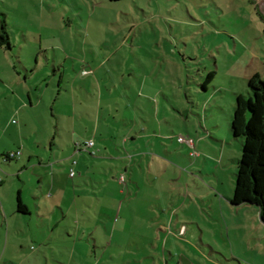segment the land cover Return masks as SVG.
<instances>
[{
  "label": "rangeland",
  "instance_id": "obj_1",
  "mask_svg": "<svg viewBox=\"0 0 264 264\" xmlns=\"http://www.w3.org/2000/svg\"><path fill=\"white\" fill-rule=\"evenodd\" d=\"M118 16L127 18L123 22L127 26L117 24ZM5 17L15 55L18 51L27 54L21 45L36 46L40 41L83 55V47H89L84 41L87 20L102 30L121 29L116 31L119 36H107L111 39L108 43L95 40L100 53L113 51L105 66L122 65L124 71H112L117 79L129 71L134 82L135 73L147 75L150 80L143 86L145 94L153 95L158 89L160 124L169 130V138L160 140L155 156L149 158H155L152 167L161 177L171 179L167 186L172 189L165 187V192L145 200L150 206L156 204L155 212L143 211L147 203L138 213L128 210L115 230L111 229L114 233H109L106 223L89 229L94 231L93 238L80 229L79 257L74 264H150L148 255L156 250L151 238L157 235L167 237L161 247L173 249L174 254L205 255L208 259L212 255L223 264H244V257L264 264L259 206L237 199L243 189L237 170L241 141L230 132L237 94L247 96L252 74L259 73L264 79V0H0V22ZM57 22L62 23L61 36L55 39L50 34ZM129 27V38L121 43ZM28 30L30 35L25 38L21 31L27 34ZM41 31L47 35L33 36ZM44 54L51 59V49ZM210 71L213 77L203 88ZM149 82L153 91L146 92L152 88ZM144 99L145 107L154 109ZM119 102L112 101L113 110ZM191 138L194 145H190ZM174 164L183 169L182 177L175 174ZM91 213L109 218L106 211ZM133 217L139 221L134 222ZM149 217L163 218L164 230L154 228ZM34 220L29 226L27 220L17 219L9 231L0 223V264H44ZM253 243L252 253L249 247ZM46 246L42 245L45 250ZM50 264L61 263L50 260Z\"/></svg>",
  "mask_w": 264,
  "mask_h": 264
},
{
  "label": "crops",
  "instance_id": "obj_2",
  "mask_svg": "<svg viewBox=\"0 0 264 264\" xmlns=\"http://www.w3.org/2000/svg\"><path fill=\"white\" fill-rule=\"evenodd\" d=\"M123 17L118 16V25L127 20ZM4 21L6 27L10 26L6 17ZM61 26L57 22L50 36L55 39L61 36ZM83 26L84 41L89 46L83 47V55L61 45H44L41 41L36 46L21 45L27 54L18 51L15 55L11 31H8V42L0 45V223L9 231L13 221L21 218L30 222V226L34 217L44 264H50V260L74 264L79 257L80 229L83 235L89 234L92 238L94 231L89 229L100 227V223L104 227L106 223L105 228L110 231L113 227L115 230L118 219L125 218L128 210L138 213L143 203L150 204L145 201L149 196L165 192V187L172 189V185L167 186L171 179L161 177L152 167L155 158H149L155 156L154 148L159 141L169 138V130L160 124L158 89L153 95L145 94L143 86L147 84L146 79L150 80L147 75L145 78L134 72L137 80L134 82L129 71L117 79L112 71H124L122 65L105 66L113 51L100 53V45L95 43H108L111 39L107 36H119L117 32L121 29L102 30L89 20ZM131 30L129 27L125 31L121 43L127 42ZM21 34L25 38L30 35L29 30ZM44 35L47 34L43 31L33 34ZM49 49L51 59L44 54ZM149 84L152 88L146 92L153 91V83ZM144 97L154 109L145 107ZM114 99L120 102L113 110ZM87 139L93 140V146L85 149L82 143ZM194 143L195 139L191 138L190 145ZM15 150H20V154L6 156ZM145 157L149 159L144 160ZM162 159L167 162L166 158ZM173 166L177 168L175 174L182 177L181 166ZM19 199L27 212L17 210ZM154 206H145L143 211L155 212ZM91 211H106L109 218L95 217ZM153 219L149 217L151 225L159 232L164 230L163 218ZM133 220L139 221L134 217ZM260 222L264 225L261 218ZM151 239L156 241L151 242L156 250L148 255L150 264H223L212 255L208 259L205 255L174 254L173 249L161 247L167 243L166 236ZM254 243L249 247L252 253ZM42 245H47V250ZM234 253L231 256L236 259ZM242 261L254 264L249 258L243 257Z\"/></svg>",
  "mask_w": 264,
  "mask_h": 264
},
{
  "label": "trees",
  "instance_id": "obj_3",
  "mask_svg": "<svg viewBox=\"0 0 264 264\" xmlns=\"http://www.w3.org/2000/svg\"><path fill=\"white\" fill-rule=\"evenodd\" d=\"M263 17V16H262ZM4 19L0 22V45L8 42ZM210 71L206 76L203 88L213 77ZM247 96L239 93L236 96L230 132L233 138H240L241 152L237 170L241 193L237 199L252 201L258 204L260 218L264 223V79L259 73L248 79ZM239 192V191H238ZM17 210L27 212L25 204L18 200Z\"/></svg>",
  "mask_w": 264,
  "mask_h": 264
},
{
  "label": "built area",
  "instance_id": "obj_4",
  "mask_svg": "<svg viewBox=\"0 0 264 264\" xmlns=\"http://www.w3.org/2000/svg\"><path fill=\"white\" fill-rule=\"evenodd\" d=\"M84 72L85 71H83V73ZM92 146H93V140L92 139H87L82 145V147L85 148V149L88 148V147H92ZM18 154H20V150L10 151L9 153L6 154V156L7 157H14V156H16ZM73 174H74V171L71 170L70 175L72 176Z\"/></svg>",
  "mask_w": 264,
  "mask_h": 264
}]
</instances>
